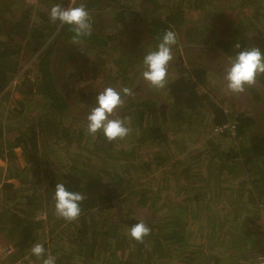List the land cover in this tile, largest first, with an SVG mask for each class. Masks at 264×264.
Returning <instances> with one entry per match:
<instances>
[{"label":"trees","instance_id":"16d2710c","mask_svg":"<svg viewBox=\"0 0 264 264\" xmlns=\"http://www.w3.org/2000/svg\"><path fill=\"white\" fill-rule=\"evenodd\" d=\"M19 1L0 0V100L8 96L4 90L24 64L32 65L34 77L20 84V91L27 86L29 91L2 109L0 234L13 248L3 263L42 264L30 252L41 243L56 264H254L253 254H244L241 247H246L248 234L264 237L259 216L264 213V129H259L264 114L225 109L226 101L216 103L206 90L214 69L180 66L162 89L166 103L150 96L123 97L116 118L126 120L128 137L108 142L98 133L93 139L86 134V115L70 117V112L73 104L91 108L96 84L77 90L66 83V94L56 65L80 48H89L93 57L106 53L109 42L131 25L142 24L144 46L154 48L165 30H182L186 15H200L207 2L221 5L222 19L214 21L220 26V20L223 30L218 34L219 27L206 21L201 29L191 24L186 29L196 39L187 43L207 47L193 49L196 58L218 54L228 65L229 57L244 48L264 53V0H80L77 6L83 4L90 13L93 31L79 45L71 43L67 26L49 19L54 4H69L39 0L41 8L33 10ZM235 10L241 17L227 27L226 13ZM109 11L111 22L123 27L116 37L100 26L102 13ZM195 31L201 34L197 37ZM94 60L86 61L92 70L101 66ZM141 63L142 57L136 67L116 62L91 78L119 91L128 86L129 73L138 75ZM260 90L264 93V75L246 93L257 102ZM207 124L212 136L203 150L169 162L175 150L184 153L194 140L191 134L204 135ZM226 124L233 128L214 131ZM180 160L188 165L180 168ZM145 180L162 189L146 188ZM57 183L84 195L76 221L54 215ZM179 184L177 199L170 198ZM161 191H166L163 199ZM140 220L151 228L144 243L126 235Z\"/></svg>","mask_w":264,"mask_h":264},{"label":"rangeland","instance_id":"374dc122","mask_svg":"<svg viewBox=\"0 0 264 264\" xmlns=\"http://www.w3.org/2000/svg\"><path fill=\"white\" fill-rule=\"evenodd\" d=\"M78 1H80V0H78ZM78 1L76 2V4L74 6L78 5V3H79ZM117 1L121 4L124 0H117ZM231 1L232 0H230V2ZM19 2L21 4V6H23V8H31L33 10L34 9L37 10V9L41 8V4H40L39 0H20ZM220 6L221 5L219 3L215 4V3L207 2L206 9L200 15L197 12H190L186 15L185 21H184L185 22L184 28H182V30L176 29V31H175V33L177 34V44L173 46L174 60L169 65L168 78L169 77L172 78L170 76L171 72H173V71L175 72V69H178V67H180V66L186 67L187 65H189V66L201 65V66H204V67L209 68V69H214L215 72H217V73H214V74L212 73L209 75V79H208L209 85L206 88V90L210 92V96L214 98L216 103L221 104L222 100H225L226 101L225 106H227V107H225V109H227L229 111H240V112L248 113V111L250 110V112H252V114H255L256 116H259V117H263V114H264V93H262L261 90L259 91V93H260L259 97L260 98H259V100H257V102L254 101L253 98H251L246 92L244 94L239 95V96H233V95L227 94L225 89H224L225 81L223 80V76H224L223 69L225 67H227L228 65L223 64V62L221 61V58H220V56H218V54L214 55V54L209 53L206 56H204L202 59L196 58V55L191 53V51L193 49H196V48H207V47L201 46L199 43H197V45H194V44L191 45V44L187 43L188 38H195V36L193 34H191L190 32H188L187 31L188 29H186L188 26H191V24L197 25L196 27H200L199 29H201L203 27L202 25L205 21L208 22L209 24L214 23V27L218 26L217 22L214 20L216 17H217V19H220V20L222 19V18H220V15L218 14ZM109 12L102 13V15H104V16H101V19L103 22H101L100 26H102L101 29H105V31L109 32V34L112 37H114V34L116 37L117 32L120 31V29L123 30V27L121 25H117V23L111 22V18L114 15H113V12H110V14H109ZM224 16L222 15V17H224ZM226 17H227V18H225L226 20L223 22H225V25L227 27H229L231 24L235 23L234 20L241 17V12L239 10L238 11L235 10L231 14L226 13ZM220 20H219L220 26H218L219 27L218 34H220L219 31L223 30V27H221L222 23ZM232 21H234V22H232ZM142 27H143L142 24H137L134 26L131 25V28L129 30H123L125 32H123L122 36H119V37L115 38L113 41L109 42V44L107 45L109 51H107L104 54H100L98 56L95 54V56L93 57V53L91 52V50L89 48H87V49L80 48L81 51L80 52H73L74 55H72V56H69L68 53H66L65 57L62 60H60L56 65V70L58 71L60 83L63 86V90H64V88L66 90V91L64 90L65 93L68 94L67 88H68L69 84L72 85V88L77 89V90L81 89V88L88 89L89 85L96 84L95 90H94L95 92H92V94H94V95H93V97H91V99H94V101L92 100L94 102V104L91 106V108L93 106H95L97 95L99 94L100 91H102L104 88H106V85H102V83H104L103 80H93L91 78V75L93 72L99 71L100 73H102L101 69H102V71H106V69H111L114 67L116 62H119V65L122 66L123 68H124V66L127 65V63H130L129 65H131L132 67H136V65L140 61L141 57L143 59V56L145 54H147L148 51H150V49H152V50L155 49V47L152 48L150 45L144 46V44L146 43L145 36L140 33L141 32L140 29ZM185 34H187V36H185ZM195 34L198 37L201 34V32L195 31ZM200 39H197V40L200 42H203V40H200ZM91 58L95 59L93 64L98 63V62L101 63V66L97 65V67L95 68L96 70L90 69V65L86 64V63H88L86 61H88ZM140 65L142 66V63ZM141 68H140L141 71H139L138 75L135 76L134 78L131 75V73L128 74V79H127L128 86H127V88L132 90V95H130V96L139 95V96H150L152 98L157 97V98H155L157 101L162 102V104L166 103L165 98H164V94H163L164 93L163 90H159V91L153 90L150 85L148 86V84H146L143 81V79L141 78L143 66ZM25 69L29 73H25L23 71ZM30 69H32V65L30 66L29 64H24L21 67V70H19L20 74L17 78L18 82H16L14 84V79H13L9 83L7 88L4 90L8 93L7 94L8 96L6 95L7 97H5V99L0 100V121L2 120V118L5 115V111L2 110V109H4L3 106L4 105L5 106H7V105L13 106L15 104V102L17 100H20L22 98V96L24 95V94H22V92H24V91L28 92L29 91L28 86L23 88L24 91H20V89H21L20 84H22L25 80H28L30 83H31V81H33L34 76H33V72L30 71ZM100 73H98V74H100ZM81 78H83V81H80ZM66 83H67V88H66ZM138 85L140 86V88L137 89ZM88 92L89 91L85 90L84 93H88ZM0 97H1V95H0ZM124 97H126V96H124ZM221 106L224 107V105H221ZM91 108H80L78 105L73 104L72 111L70 112L71 113L70 117H74L77 114L87 115ZM37 111H39V109ZM85 119H86V117H85ZM203 127H204V131H205L204 135L203 134H197L196 132H195L196 134H193V135L189 134L190 137L191 138L193 137L194 140L191 143L188 142L187 148H185V151L183 154H181V152L180 153L178 152V154H176V150H175L172 153L173 157L170 159L169 162L174 161V160L178 161V159H182L189 152H190V154H194L195 152H199V151L203 150L204 145H205V141L212 136L209 134V130L211 128V125L207 124L206 126H203ZM259 127H260L259 129H261V131H262L264 129V123L262 125H260ZM195 128H197V127H195ZM185 136L188 137V135H185ZM226 142H228V141H226ZM198 164H200V162H198ZM184 165H188V163H186L182 160L180 168H183ZM157 173H161L160 170ZM145 181H147V180H145ZM9 182L15 183L14 180H10ZM180 186H181V184H179L178 188H176L174 186L173 192L169 194L170 198L177 199L176 195H177L178 191L180 190L179 189ZM145 187L146 188L149 187V189L152 191H155V189L156 190L162 189L161 185L160 186L155 185L154 180L147 181ZM207 189L209 190L210 188L207 187ZM165 192L166 191L158 192V193H161L162 199L164 198L163 195H165L164 194ZM215 202H216V200L213 201V203H215ZM250 209H252V208L250 207ZM239 216L241 217V214ZM259 216L264 221V213L261 212V214H259ZM252 236L254 239H251V236L248 234L245 248L240 246L242 252L244 254H247V253L255 254L257 252L264 253V237H262V235L259 236V233L257 235H252ZM5 244H6V240L0 234V248L5 247ZM213 252L210 251L211 254H213V255L217 256L218 258L224 260L223 257H221V256L215 254V252L214 253ZM26 262L24 264H34L33 262H30V261L29 262L26 261Z\"/></svg>","mask_w":264,"mask_h":264},{"label":"clouds","instance_id":"9594fccd","mask_svg":"<svg viewBox=\"0 0 264 264\" xmlns=\"http://www.w3.org/2000/svg\"><path fill=\"white\" fill-rule=\"evenodd\" d=\"M49 19L59 27L67 26L72 33L71 43L79 45L92 35V17L83 4L62 7L60 3L54 4L49 11ZM177 44V34L172 30H165L159 37L155 49L143 56V71L141 78L153 90H162L168 84V69L174 60L173 46ZM239 49V45H236ZM225 81L224 89L227 94L239 96L256 84L257 77L264 75V53L257 47L244 48L234 56L229 57V64L223 69ZM132 95V90L124 87L119 91L111 86L104 88L96 97V104L86 115V134L93 139L102 134L108 142L123 141L130 135L131 128L126 120L116 118L117 110L124 106V96ZM80 192L70 191L63 183L55 186L53 201L54 215L66 222L76 221L81 215L80 204L84 200ZM151 228L140 220L132 225L126 235L130 240L144 243L149 236ZM30 252L42 264H56L55 257L46 250L41 243L34 244ZM256 264H264V257H257Z\"/></svg>","mask_w":264,"mask_h":264},{"label":"built area","instance_id":"2783aa9c","mask_svg":"<svg viewBox=\"0 0 264 264\" xmlns=\"http://www.w3.org/2000/svg\"><path fill=\"white\" fill-rule=\"evenodd\" d=\"M57 1H59L61 3H67V4H69V6L70 5L74 6L78 0H57ZM19 74L20 73L18 72V74L14 78V84L16 82H18L17 78H18ZM232 128H233V126L231 124H226V125H223L221 127L216 128L214 131L219 132V131H222L224 129H232ZM263 231H264V227H263ZM11 253H13V248L10 245H5V247L0 248V264H3V262L6 261L8 259V257L11 255ZM258 256L264 257V255H258ZM257 257L254 259V264H256ZM11 264H24V263L22 261L18 260V261L11 263Z\"/></svg>","mask_w":264,"mask_h":264},{"label":"crops","instance_id":"0c3cea01","mask_svg":"<svg viewBox=\"0 0 264 264\" xmlns=\"http://www.w3.org/2000/svg\"><path fill=\"white\" fill-rule=\"evenodd\" d=\"M10 181V180H9ZM8 181V182H9ZM10 183V182H9ZM13 184H14V182H12ZM15 183H17L16 182V180H15ZM258 255H264V253H261V252H257V253H255V254H253L252 256H253V261H254V259L258 256Z\"/></svg>","mask_w":264,"mask_h":264}]
</instances>
